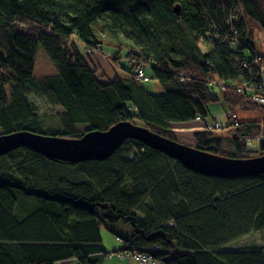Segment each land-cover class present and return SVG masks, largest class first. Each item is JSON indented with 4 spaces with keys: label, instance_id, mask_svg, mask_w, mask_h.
Wrapping results in <instances>:
<instances>
[{
    "label": "trees",
    "instance_id": "1",
    "mask_svg": "<svg viewBox=\"0 0 264 264\" xmlns=\"http://www.w3.org/2000/svg\"><path fill=\"white\" fill-rule=\"evenodd\" d=\"M255 27L264 29V0H0V135L29 131L76 139L129 121L175 141L171 125L207 117L209 103L223 97L227 108L245 106L243 96L230 91L216 95L210 81L249 80L241 61L252 60L243 50L259 53L251 44ZM105 38L126 46L112 53L116 57L147 64L140 69L147 79L151 69L163 93L145 92L127 63V79L100 77L73 40L89 50ZM39 46L56 69L46 86L34 77ZM9 84L53 94L66 111L63 132H42L23 98L12 94L9 103ZM235 122L232 152L223 151L216 132L201 127L193 135L195 148L248 159L246 140L261 136L264 155V121ZM79 124L89 129L77 133ZM129 150L137 153L130 159L123 156ZM117 223L132 235L111 229ZM101 228L124 242V251L160 264H264V239L262 247H229L264 235V175L201 176L134 140L105 161L61 162L24 148L0 157V264H100L109 254Z\"/></svg>",
    "mask_w": 264,
    "mask_h": 264
},
{
    "label": "rangeland",
    "instance_id": "2",
    "mask_svg": "<svg viewBox=\"0 0 264 264\" xmlns=\"http://www.w3.org/2000/svg\"><path fill=\"white\" fill-rule=\"evenodd\" d=\"M253 27V26H252ZM253 40L251 42L252 46L258 51L261 52L264 50V29L262 28H253ZM75 42V47L78 49V51L87 59V61L90 62L94 66V68L97 70V73L100 77L104 79H111L114 76H121L125 79H127L125 72L122 70V66H124L126 63L131 65L135 69V78L137 77V73L142 72L138 69L143 66V68L147 65L143 63L142 61H137L136 59H129L126 56L125 57H116L112 53H115L116 49L120 50L119 52L122 53L126 49V46H119L120 45V39H114V38H105L103 44L96 45L94 49L87 50L84 46L81 45V43H77L76 39H73ZM202 52H206V46L204 44H200ZM0 55H3L2 51H0ZM243 58L245 60H251L253 58L251 52L249 50H243ZM96 64V65H95ZM125 67H127L125 65ZM34 77L41 83L45 84L46 79L51 76L56 75V69L54 65L49 61L47 56L45 55L43 49L39 46L37 49V55H36V66L34 69ZM145 73V72H144ZM147 76L148 79H142L144 83L138 84L141 86V88L152 95H161L163 93L162 88L160 87L159 83L155 80L151 69L147 70ZM146 77V76H145ZM137 80V78H136ZM129 82L130 79H128ZM46 86V84H45ZM45 89V87H43ZM5 93L8 94V102L10 103V100L12 99V94L17 97L23 98V100L26 101L28 107L30 109L28 110L30 117L37 122L42 132H55V133H62L63 127H62V119L61 117L66 113V111L61 107L59 101L53 94H45L41 95L37 92H35L31 87L27 85H5L4 87ZM43 89V90H44ZM219 90H214V93L216 95H219ZM232 93H234L231 90H227ZM221 93L224 91H220ZM218 102L216 103H209L206 107V113L209 120L212 122L213 118H217L218 121L222 123V128H219L217 130H214L213 132H216L224 141H223V151L225 152H232L229 143L232 139V130L230 121H227L226 117L227 114L230 111V108H227V106L223 99V97L217 99ZM245 106H242L241 109L233 108V112L237 115V123H243V122H249V121H264V111L258 110L253 105H251L248 102L244 103ZM235 122V123H236ZM135 125H142L139 122H135ZM202 125L200 123L192 122L187 124H173L171 125V129L173 131V134L175 136V141H177L180 144L195 148L196 145L193 140V135L201 131L200 127ZM89 129L87 124H79L75 126V130L77 133H85ZM2 129L0 128V133H2ZM259 138L261 136H258ZM126 153L129 154H123V156L127 155L128 159L135 156L137 153L134 150H129ZM251 158L260 156L259 153H250ZM70 172V171H69ZM69 174L66 171H60L61 176H66ZM28 204L29 208L32 209L35 206V203L31 200H27L25 198H21V203ZM149 203V200H147V204ZM17 214L19 216H23V209L19 207L17 209ZM136 216L138 219L142 220L144 218V215L141 211H135ZM111 229L118 232L123 237H130L132 235V229L127 226L123 225L122 223H117L114 225H110ZM104 235L111 236L112 242L116 244L117 238L111 234L110 231H108L105 228H101V238ZM264 235L256 233L251 236H247L241 240H238L234 242L233 244H230L229 247L232 250H243L248 248H257L263 246ZM103 244V242H102ZM104 246V244H103ZM123 246H125V243L123 242V245H119L121 247L119 250L120 252L123 251ZM105 247V246H104ZM114 251V252H113ZM118 251V250H117ZM116 250L108 251L112 254L111 258H108V256L101 258L100 264H138L135 261H132L131 259L126 258H120L116 254ZM69 264H77L76 262H71Z\"/></svg>",
    "mask_w": 264,
    "mask_h": 264
},
{
    "label": "water",
    "instance_id": "3",
    "mask_svg": "<svg viewBox=\"0 0 264 264\" xmlns=\"http://www.w3.org/2000/svg\"><path fill=\"white\" fill-rule=\"evenodd\" d=\"M125 140L137 141L201 176L237 179L264 175L263 154L248 159L221 157L167 139L129 121L118 122L106 131H88L76 139L40 135L29 131L0 135V157L24 148L47 159L61 162L105 161ZM247 151L254 154L258 152L255 147H248Z\"/></svg>",
    "mask_w": 264,
    "mask_h": 264
},
{
    "label": "built area",
    "instance_id": "4",
    "mask_svg": "<svg viewBox=\"0 0 264 264\" xmlns=\"http://www.w3.org/2000/svg\"><path fill=\"white\" fill-rule=\"evenodd\" d=\"M241 68L243 74H246V77L249 79L248 81L242 79L240 81L227 82L221 79H212L210 81L211 87L224 92L227 90H231L236 95L243 96L245 102L250 103L258 110L264 109V50L259 53H254L252 60L249 62L242 60ZM139 71L142 72L137 73L136 78L140 81H142V79H146L143 69H139ZM226 119L227 121L234 123L237 120V115L232 112V110H230L227 114ZM195 121L202 125L201 128L204 131H214L222 128V123L218 121L217 118H213L211 122L208 117L201 118L200 116H197ZM262 141V137H255L254 139L246 140L245 144L247 147L257 148V153H259V146ZM117 241L121 245H123V242L121 240L117 239ZM125 247L126 245L123 246V249ZM120 251L121 250H118L116 252V254L120 256V258H129L132 261L137 262L138 264H160L143 254L132 253L124 250L122 252ZM107 256L108 258H111L112 254H108Z\"/></svg>",
    "mask_w": 264,
    "mask_h": 264
},
{
    "label": "crops",
    "instance_id": "5",
    "mask_svg": "<svg viewBox=\"0 0 264 264\" xmlns=\"http://www.w3.org/2000/svg\"><path fill=\"white\" fill-rule=\"evenodd\" d=\"M104 239H105V241L103 240V237H102V242H103V244L105 246L104 248H105L106 251L107 250L108 251H111V250H116L117 251V250H119L121 248V247H119L120 243L118 241H116V244L112 242L111 236H109V235L105 236L104 235ZM67 264H69V263H67ZM129 264H131V263H129Z\"/></svg>",
    "mask_w": 264,
    "mask_h": 264
},
{
    "label": "clouds",
    "instance_id": "6",
    "mask_svg": "<svg viewBox=\"0 0 264 264\" xmlns=\"http://www.w3.org/2000/svg\"><path fill=\"white\" fill-rule=\"evenodd\" d=\"M109 254H111V253H109Z\"/></svg>",
    "mask_w": 264,
    "mask_h": 264
}]
</instances>
